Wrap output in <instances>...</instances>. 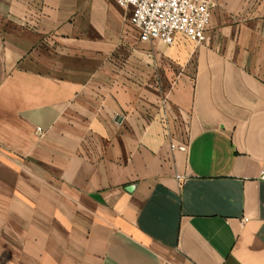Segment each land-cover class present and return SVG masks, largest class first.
Returning <instances> with one entry per match:
<instances>
[{
    "label": "crops",
    "instance_id": "obj_1",
    "mask_svg": "<svg viewBox=\"0 0 264 264\" xmlns=\"http://www.w3.org/2000/svg\"><path fill=\"white\" fill-rule=\"evenodd\" d=\"M210 1L0 0V264H264V0Z\"/></svg>",
    "mask_w": 264,
    "mask_h": 264
},
{
    "label": "built area",
    "instance_id": "obj_2",
    "mask_svg": "<svg viewBox=\"0 0 264 264\" xmlns=\"http://www.w3.org/2000/svg\"><path fill=\"white\" fill-rule=\"evenodd\" d=\"M129 9V22L138 31L140 41H159L166 45L180 36L195 44L207 41L210 0H116ZM41 133L40 128L37 129ZM264 180V164L260 173Z\"/></svg>",
    "mask_w": 264,
    "mask_h": 264
},
{
    "label": "rangeland",
    "instance_id": "obj_3",
    "mask_svg": "<svg viewBox=\"0 0 264 264\" xmlns=\"http://www.w3.org/2000/svg\"><path fill=\"white\" fill-rule=\"evenodd\" d=\"M209 25V24H208Z\"/></svg>",
    "mask_w": 264,
    "mask_h": 264
}]
</instances>
